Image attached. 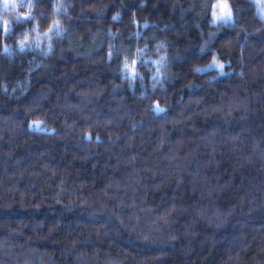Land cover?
I'll return each instance as SVG.
<instances>
[{
	"label": "trees",
	"instance_id": "trees-1",
	"mask_svg": "<svg viewBox=\"0 0 264 264\" xmlns=\"http://www.w3.org/2000/svg\"><path fill=\"white\" fill-rule=\"evenodd\" d=\"M16 2L0 34V264H264L254 0H228L227 24L218 0H32L29 22ZM213 54L227 75L206 70Z\"/></svg>",
	"mask_w": 264,
	"mask_h": 264
},
{
	"label": "snow or ice",
	"instance_id": "snow-or-ice-1",
	"mask_svg": "<svg viewBox=\"0 0 264 264\" xmlns=\"http://www.w3.org/2000/svg\"><path fill=\"white\" fill-rule=\"evenodd\" d=\"M254 3H256L259 6L262 18H264V0H254ZM0 6L3 7V9H7L9 6H14V7H19V4L16 2V0H2V4H0ZM38 6V5H34L32 3V0H30V2L25 5L26 8H28L29 10L23 14L22 16V20L25 22H29L34 20V16L32 14V9L33 7ZM212 12H211V17H212V21L213 23L220 21L223 22L224 24L229 23L230 21L233 20V11L232 8L228 2V0H218V3L212 5ZM21 17L18 16L17 17V21H20ZM57 23L58 22H54ZM13 31L12 27L10 26L9 21L0 18V34L7 36L8 34H10ZM49 33L52 31L51 28H49ZM45 35H48V33H45ZM28 43V34H24V38L20 41V46L21 48H24ZM201 52H205V49H201ZM107 57L109 60H111L113 58V54L112 51L109 49V51L107 52ZM138 65V61L136 59H131L129 60L128 58H125L124 61V68H125V72L128 75V77L131 80H135L139 73L136 71V66ZM209 68L212 67H216L220 70V72L222 74L227 75L228 73L224 72V69L226 67L225 63L218 59V57L213 54L212 55V61L211 63L208 65ZM155 108L157 111H164L163 109L159 108V105L156 104ZM40 122H33V126H39ZM90 138V136H89Z\"/></svg>",
	"mask_w": 264,
	"mask_h": 264
},
{
	"label": "clouds",
	"instance_id": "clouds-1",
	"mask_svg": "<svg viewBox=\"0 0 264 264\" xmlns=\"http://www.w3.org/2000/svg\"><path fill=\"white\" fill-rule=\"evenodd\" d=\"M5 11H6L7 14L5 16H3V17H0V18H3L5 20H7V21H9L11 16L17 14L16 7H14V6H9ZM18 14L19 15H23L24 13H18Z\"/></svg>",
	"mask_w": 264,
	"mask_h": 264
},
{
	"label": "rangeland",
	"instance_id": "rangeland-1",
	"mask_svg": "<svg viewBox=\"0 0 264 264\" xmlns=\"http://www.w3.org/2000/svg\"><path fill=\"white\" fill-rule=\"evenodd\" d=\"M212 68H213V67H212ZM207 69H210V68H209V67H207V68H206V70H207ZM224 71H225V69H224Z\"/></svg>",
	"mask_w": 264,
	"mask_h": 264
}]
</instances>
